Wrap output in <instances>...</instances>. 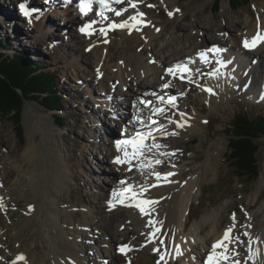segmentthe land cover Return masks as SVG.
<instances>
[{
    "label": "bare ground",
    "instance_id": "bare-ground-1",
    "mask_svg": "<svg viewBox=\"0 0 264 264\" xmlns=\"http://www.w3.org/2000/svg\"><path fill=\"white\" fill-rule=\"evenodd\" d=\"M57 1L0 0V6L4 5L1 6L3 9L8 4H11L12 8L16 6V16H13L16 19L22 18L19 13L21 3L39 6L40 19L31 23L26 20L21 27L25 29L31 27L33 34L40 38L37 45L46 46L49 55L54 59L59 58L61 54L69 55L70 59L64 62L70 63L67 71L72 73L73 81L77 83L80 80L81 86L76 87L78 90H89L85 82H89L97 89L94 93L92 90L87 96L92 106H86L87 111L84 110V113L92 116V120L89 119L90 117L87 120L91 123L88 128L91 134L90 142L99 153L97 158L91 161V166L85 169L92 174L91 178L88 177V182L94 192L103 195L99 198L93 197L85 203L81 207L82 219L74 221L70 212L75 206L63 200V196L66 195L67 199L70 196L68 190L71 189L72 180L69 169L63 164L62 155L49 151L41 117L27 114L29 131L27 139L30 138L31 141L35 133L43 136L44 163L41 165L33 163L30 154L26 155L25 163L20 166L13 164L9 159L0 160V264H18L21 255L26 257V260L20 264H68L69 258L74 264H163L160 262V255L163 252V246L159 244L160 239L165 241L168 249L166 264H206L211 246L220 241L225 230L233 225L231 217L235 212L229 210L233 204L225 202L189 224L192 202L198 201L202 193L201 182L203 179L211 180L216 176L218 163H212L209 154L205 162L195 163L192 172L187 177H183V170L186 171L188 167L175 162L178 156L175 143L178 138L185 136L188 138L195 133L202 135V128L207 125L206 118L197 110L190 113L185 109L182 110L178 100L176 107L169 106L166 101L161 103L159 96L165 98L175 96L180 99L187 93L184 88L189 87L188 80L191 79V83L198 86V94L202 95L201 101L206 102L213 110L222 107L223 103H229V99L233 97L258 105L264 103L262 99L264 44L254 50H247L242 46L245 39L251 40L258 33L264 34V1L254 8L257 17L252 20L247 16L244 22L235 24L234 31L227 27H221L216 31L209 21L205 24L197 21L195 25H189V31L196 35V39L194 36L192 38L187 36L186 40L182 41L181 38L172 37L166 43L158 41L165 28L150 14L156 7H152L151 10L143 7L148 0H132L138 4L135 10L130 9L129 2L128 7H124L125 4L122 3L118 4V10L122 15L120 17L108 15L109 21L119 22L142 13L148 26L131 34L127 30L110 31L107 43L103 42L105 38L102 35L83 36L79 31L80 27L92 20L80 24V18L74 17L72 10H59L54 4ZM182 1H186L187 4L192 0H163V2L157 0L167 13L173 12L171 19L186 21L184 9L180 5ZM176 9H179V12H176ZM0 15L3 17H0V22L4 23L2 26L6 32H11L9 30L11 26L7 24L10 17L3 12H0ZM49 16L61 23H55V27L49 29L52 27L47 20ZM96 21L97 28L105 27L108 23L103 20ZM75 25H78L77 31L73 29ZM157 28L160 29L159 32L156 31ZM58 29L65 32L62 37L69 45L63 42L59 44L52 39L51 35ZM175 29L180 32L183 27L179 24ZM140 35H143V38ZM199 39L200 41L197 42ZM8 40L14 41L12 37ZM70 43L74 44L76 49L71 48ZM213 46L225 49L222 59L229 62L226 69L220 70L227 72L228 75L220 76L219 79L210 75L216 70L217 65L212 61L203 65L197 60L200 51ZM8 49L9 46L6 45L3 50L8 51ZM41 50L45 52L42 48ZM178 64L188 66L190 75L181 79L179 74L175 76L166 74L167 68ZM97 69L100 71L99 76ZM79 73L84 74V77L79 79ZM200 77H205L203 83L199 82ZM164 83L169 84L168 89L163 88ZM177 86H179L178 90L175 88ZM209 87L214 90L215 95L203 91L204 88ZM150 98L152 103L149 110H145L139 101L149 102ZM97 108L100 110L95 112ZM153 108H164L165 111L157 115L152 112ZM90 109L91 111L88 112ZM172 109L176 113L171 115ZM129 110L132 111L131 114L128 113ZM101 111L107 115L104 119L115 124L110 127L117 128L118 132H129L130 137L137 127L146 131V124L153 130L162 129L168 135L162 138L160 133H156V142L165 146L160 151L170 155L160 156L157 150L145 153L143 163L147 164L148 161L157 159L162 163L147 168L143 173L139 169V163L135 161L131 171L128 170L129 165L121 166L113 163V160L122 153L117 151L115 145L110 146V143L106 144L98 137V133L109 134L107 127L105 128L106 122L99 116ZM180 112L186 114L184 119L187 121V126L183 128H177L174 122L181 120ZM119 115L122 118H119ZM137 117L146 124L138 123ZM153 119L157 121L156 124H151ZM172 132H176V135H171ZM171 141L173 142L169 143ZM171 153L175 154L171 155ZM215 154H217L216 150ZM99 161H104L106 167L100 169V166H97ZM8 169L16 170L18 176L6 186L3 183V174ZM101 170L110 171L109 177L114 180L109 193H103L105 188L103 189V180L101 181ZM156 171L161 174L173 172L175 175L171 177L172 182L151 187L156 183L152 175ZM120 181H126L127 186H136L137 191L147 189L146 198L159 202L155 206V218L162 221V231L155 242L149 241L147 234L151 229L146 226L147 218L142 217L137 209L120 205L118 202L116 207L109 209V202L113 200V190H120L126 186L121 185ZM98 182L100 184H97ZM260 183L264 184V177L261 178ZM247 209L244 210L246 221L243 232L248 231L253 238L259 237L264 241V221L254 224L257 212L248 213ZM260 210H264V203ZM235 216L233 236H237L241 224L240 214L237 216L235 213ZM239 239L243 241L242 244L234 241L229 245V259L226 264H233L237 259L243 264L247 256L248 238L239 237ZM120 244H129L134 250L127 256H120L116 252ZM176 246L180 248V255L176 254ZM156 248H160L161 251H154ZM260 248L262 255L257 257V264H264V243L260 244ZM232 249H235V252Z\"/></svg>",
    "mask_w": 264,
    "mask_h": 264
},
{
    "label": "rangeland",
    "instance_id": "rangeland-1",
    "mask_svg": "<svg viewBox=\"0 0 264 264\" xmlns=\"http://www.w3.org/2000/svg\"><path fill=\"white\" fill-rule=\"evenodd\" d=\"M7 1L10 2L12 0ZM215 1L216 0H192L187 4L186 1H182L180 5L184 9L186 21L176 18L171 19L167 16V12L157 0H152L151 3V5L156 7L155 9L148 7V5L143 7L147 10L152 9L150 13L151 16L157 19L165 28V31L158 38V41H160L159 43H166L172 37L181 38L182 41L186 40L187 36L191 38L194 36L195 38L196 35H193L189 31V25L193 26L197 21L203 22L204 24L209 21L210 24L215 27L216 31L221 27H227V29L229 28V30L234 31L236 27L235 24L244 22L247 16H250L252 20L257 17L254 8L259 6L260 2H263L264 0H252L249 6H245L237 11L232 10L228 0H221L219 11L214 13L212 11V6ZM1 6L4 7V5ZM8 6L10 8H8ZM8 6L6 7L5 5L4 9L1 7L0 12H3L6 16L10 17V19H8L9 23L7 24L11 26L9 28L11 32H6L5 28L2 26L4 23L0 22V40L6 42L10 50L8 49V51L5 52L0 50V52L5 56L24 53L28 60L27 65L31 67L38 64L44 67L42 71H48L57 77L59 95L62 100V110L55 115L62 117L64 123L63 126L60 127L55 123L53 112H48L36 102H25L20 118L24 135V141L22 144L15 136V129L11 119L8 117L0 118V136L2 137V139H0V160L9 159L13 164L20 166L25 163L26 155L30 154L33 163L38 165L44 163L45 144L42 140L43 136L39 133H35L32 135L31 141L30 138L27 139V134L29 135L26 119L27 114H32L35 117L40 116L49 151L51 150L62 155L63 164L69 169L68 171L72 180L71 189L68 190L70 196L69 199H67L66 195L63 196V200L70 203V205L75 206L70 213L74 221L77 222L82 219L81 207L89 202V200H92L93 197L99 198L103 195L102 193L98 194L99 192H94L92 185L88 182V177L91 178L92 174L85 169L91 166V161L96 159L99 153L98 149L93 147L92 142H90L91 134L89 133L90 130L88 128L91 123L87 120L88 117L92 120V116L84 113L86 106H92L91 102L89 103L87 96L90 92L92 93V90L94 93L97 89L89 82H85L87 83V88L89 86V90H78L76 87L81 86L79 82L80 80L77 81V83L73 81L72 73L67 71V66L70 63L64 62L65 60L67 61L70 59L69 55L61 54L57 59H54L49 55V50H46V46L42 47L41 45H37L40 38L36 34H33L31 27H28V29L21 27L23 21L19 18L16 19V17H13L16 16L17 7L13 6L12 8L11 4H8ZM0 17L2 16L0 15ZM51 17L49 16L47 19L51 23L50 25H52L49 29L55 27V23H61ZM179 24L183 29L180 32H177L175 28L176 26H179ZM17 25H19V27H16ZM13 28L15 30H12ZM73 29L77 31L78 25H75ZM64 33L61 29H58L53 32V35H51L53 37L52 39H55L54 41L59 44L62 42L63 44H66L68 42H65V39L62 37ZM10 36L14 41L8 40L11 38ZM140 37L143 38V35H140ZM199 41L200 39L197 40V42ZM70 46L71 48L73 47L76 49L74 44L70 43ZM40 47L45 52H42ZM114 54H116V51H114ZM83 75L84 74L79 73V79L80 77L83 78ZM204 79L205 77H200L199 82L203 83L202 81H204ZM84 86L86 85H83V87ZM188 86L189 87L184 88L187 93L180 99H177L178 104L182 110L185 109L188 113L197 110L202 117L206 118L205 121L207 122V125L202 128V135L195 133L188 138L185 136L177 139V142L175 143V151L178 153V156L175 162L178 163V165L188 167L186 168V171L183 170V177H187L192 172V166H194L195 163L197 164L199 162L198 164H200L205 162L208 159L209 154L211 155L209 156L211 162L218 163V172H216V176L211 180H202V193L199 196L198 201L192 202L188 222L189 224H192L207 211L215 209L225 202H230L233 204V207L230 206L229 210H233L237 216L240 214L241 218V224H239L240 226L237 235L239 233V237L244 239L245 237L242 233L246 221L245 211L248 207V213L257 212V216L254 218V224L264 221V210H260V207H262L264 203V184L260 183L261 178L264 177V138L256 141L259 145L258 155L260 157L261 173L256 181L247 184L244 179L236 176L234 168L229 161V140L226 131L229 129L231 122L238 114H244L251 119L264 117V103L258 105L249 103L238 97H233V99H229V103H223L222 107L213 110L206 102L201 101L202 95L198 94V87L189 82ZM175 88L178 90L179 86ZM98 110L100 109H95V112ZM90 111L91 109L88 112ZM131 112L132 111L129 110L128 113L131 114ZM99 116L102 119L107 117L103 111L99 113ZM32 120L34 121V119ZM104 121L106 122L105 128L107 127L109 132H115L113 134L118 133L117 128H108L109 122L106 119H104ZM104 121L101 122L104 123ZM30 122H32L31 119ZM111 124L112 123H109V126ZM172 142L173 141L169 143ZM177 147L180 149L177 150ZM215 150L217 154H215ZM99 162L100 163L97 166H100V169L106 167L107 164H105L104 161ZM165 167H167V165ZM100 172L102 175L101 181L103 180V189L105 188L103 193H109L112 189L111 184L113 183V180L108 177L109 171L101 170ZM209 175L210 173H208V176ZM17 176L18 173L16 170L8 169V171L3 174L4 185H9L17 178ZM95 178H97V176H95ZM97 184L100 183L98 182Z\"/></svg>",
    "mask_w": 264,
    "mask_h": 264
},
{
    "label": "snow or ice",
    "instance_id": "snow-or-ice-1",
    "mask_svg": "<svg viewBox=\"0 0 264 264\" xmlns=\"http://www.w3.org/2000/svg\"><path fill=\"white\" fill-rule=\"evenodd\" d=\"M123 0H79V11L84 16H88L89 13L92 12L93 6L98 5L99 11L95 13L96 17L100 18L103 21H108L105 27H99L97 28V21L92 20L90 22L85 23L83 26L80 27L79 31L82 35L86 37H91L94 35H102L105 37L104 43H107V36L110 31H114L117 29L120 30H127L129 34H131L133 31H140L142 27H147L148 23L143 18V14H137L132 15L128 19L123 21H109V16L105 14V10L108 12H112V4H120ZM129 4H131L132 8L136 7V4L132 2V0H128ZM163 2V0H161ZM148 7H154L153 5L149 4ZM20 12L22 15L26 18H28L29 23L32 22L33 16L32 11L28 10L26 5L24 3H21L19 5ZM176 12H179V9L175 10ZM169 17L173 16V12L169 11L167 13ZM114 15L116 17H120L122 15L120 10H116L114 12ZM157 32L160 31L159 28L156 29ZM264 44V34L258 33L255 37H253L251 40L245 39L242 42V46L247 50H254L259 45ZM90 50V49H89ZM226 51L225 49H221L218 46H213L208 49L202 50L197 54V60L203 64L207 65L210 61H212L215 65H217L216 70L211 73V77L215 79H219L220 76H227V72H221V69H226L228 66V61H225L222 59L223 52ZM215 57V60H212V58ZM154 62V61H152ZM98 76L100 75L99 69H97ZM166 74L169 76H175V74H179L181 79L185 78L186 76L190 75V68L186 65L178 64L174 67H169L166 69ZM189 83L192 82L191 79L188 80ZM164 89L169 88L168 83L163 84ZM204 92L208 93L209 95H215L216 93L212 88H204ZM155 95V93H153ZM147 95V94H146ZM264 99V97H262ZM159 100L161 103H166L169 106L176 107L177 98L175 96H168L165 98L164 96H159ZM139 103L145 107L150 106L151 102H146L144 100H140ZM164 108H153L152 112L154 114H162L164 113ZM185 113L180 112L179 116L181 117L180 121H174L176 123L177 128H183L187 126V121L184 119ZM137 122L140 124H146L145 121L142 119L136 118ZM156 120H151V124H156ZM147 130H141L140 128H137L135 131V135L131 138H124L119 139L115 142V147L118 152H121L122 155L116 157L113 160V163L117 165H129V171L132 170V164L133 162L139 163V169L143 173L147 168H153L157 165H160L162 163L161 160L157 159L155 161H148L147 164L143 163V158L145 156V153H151L153 150H157L159 152L160 156H168L170 155L167 152L160 151L164 145L161 143H157L156 139V133H160L162 138H166L168 133L163 132L162 129L156 128L152 129L150 126L146 124ZM171 135H176V132H172ZM151 141V143H149ZM175 153H171V155H174ZM156 183L151 185V187L160 186L161 184H168L171 181V177L175 175L173 172H169L166 174H161L160 172L156 171L152 173ZM121 185H126L120 190H113L112 192V198L113 200L109 202V209H113L117 206L116 202H118L120 205L128 206V207H134L138 210L140 215L142 217L147 218L146 226L151 229V231L147 234L148 239L150 242H155L158 238V234L161 233L162 228V221L155 218V206L159 203L157 200L148 199L145 196V193L147 192V189H141L140 191L136 190V186H127L126 181H120ZM127 202V203H126ZM233 221V225L228 227L224 234L223 238L220 241H217L211 246V253L207 256L206 264H226V262L229 259L228 252H229V245H231L234 241H238L239 243H243L239 239V235L233 236L234 226L236 222V216L235 213L232 214L231 217ZM244 237L248 238V245L246 248L247 256L245 260L243 261V264H257V257L262 255L260 244L264 243L259 237L253 238L251 234L248 231H245L242 233ZM159 244L163 246V252L160 255V262H163V264H166V256L168 255V249L165 245V241L163 239L159 240ZM255 245V247H254ZM134 249L130 245H121L118 247V252L121 255L127 256L129 252L133 251ZM156 252H160V248L154 249ZM233 252H235V249H232ZM176 254L180 255L181 251L179 246H176ZM238 255V253H236ZM26 260V257L21 255L18 260V264L20 262H23ZM68 264H74L73 261H71V258L68 259ZM233 264H241L240 260H234Z\"/></svg>",
    "mask_w": 264,
    "mask_h": 264
},
{
    "label": "trees",
    "instance_id": "trees-1",
    "mask_svg": "<svg viewBox=\"0 0 264 264\" xmlns=\"http://www.w3.org/2000/svg\"><path fill=\"white\" fill-rule=\"evenodd\" d=\"M252 0H228L232 10L237 11L249 6ZM221 0H216L212 11L218 12ZM6 43L0 40V50ZM25 54L16 53L5 56L0 52V118L11 119L15 136L22 144L24 141L21 125V112L27 101L36 102L48 112H53L54 120L60 127L64 119L56 113L62 110L57 77L43 66L27 65ZM229 140V161L237 177L250 184L261 173L259 145L257 140L264 138V117L251 119L244 114L235 116L226 131Z\"/></svg>",
    "mask_w": 264,
    "mask_h": 264
}]
</instances>
